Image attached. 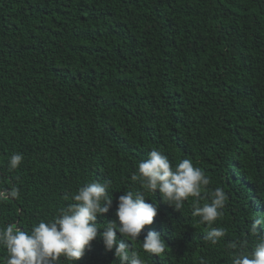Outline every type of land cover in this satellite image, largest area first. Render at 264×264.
Segmentation results:
<instances>
[{
	"label": "trees",
	"instance_id": "1",
	"mask_svg": "<svg viewBox=\"0 0 264 264\" xmlns=\"http://www.w3.org/2000/svg\"><path fill=\"white\" fill-rule=\"evenodd\" d=\"M152 149L210 179L179 211L131 179ZM13 154L23 157L14 169ZM94 181L113 195L101 231L124 192L158 204L132 245L144 264H232L254 250L264 238L250 231L264 221V0H0V228L30 233ZM216 188L226 200L211 227L225 234L213 245L192 212ZM149 229L164 253L143 250ZM8 255L0 245V264ZM76 264L120 262L98 237Z\"/></svg>",
	"mask_w": 264,
	"mask_h": 264
},
{
	"label": "clouds",
	"instance_id": "2",
	"mask_svg": "<svg viewBox=\"0 0 264 264\" xmlns=\"http://www.w3.org/2000/svg\"><path fill=\"white\" fill-rule=\"evenodd\" d=\"M22 159L20 154H13L10 167H18ZM131 179L138 181L146 190H158L163 201L177 211L189 197H199L202 188L210 183V179L191 160L183 159L173 165L168 156L157 149H152L148 158L138 163L137 172L132 174ZM109 187L108 183L99 181L81 186L72 197L75 203L60 209V215L54 220L34 225L30 233L14 224L0 228V245L9 254L6 264H56L61 256L76 264L98 237L105 250L113 252L120 264H144L132 245L141 239L145 227L154 223L159 206L139 192H124L117 199L115 218L109 220L107 228L101 231L97 227L98 216L109 213L113 206ZM8 195L15 197L18 193L12 191ZM211 196V203L194 206L192 215L199 216L202 223L209 225L206 239L215 245L224 236L225 230L211 225L223 215L220 209L226 197L220 188H216ZM3 198L6 195L0 192V199ZM262 229L264 221L258 219L253 222L250 231L256 233ZM162 237L160 231L149 229L143 235V250L152 254L164 253L166 245ZM201 264H204L203 260ZM232 264H264V238L255 244L250 254L241 252L236 255Z\"/></svg>",
	"mask_w": 264,
	"mask_h": 264
}]
</instances>
